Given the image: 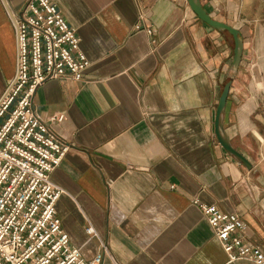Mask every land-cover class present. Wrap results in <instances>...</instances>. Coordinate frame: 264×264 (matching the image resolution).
<instances>
[{
  "label": "crops",
  "instance_id": "obj_1",
  "mask_svg": "<svg viewBox=\"0 0 264 264\" xmlns=\"http://www.w3.org/2000/svg\"><path fill=\"white\" fill-rule=\"evenodd\" d=\"M26 1L0 0V96L16 64L10 15ZM50 1L89 61L79 80H47L32 97L41 119L64 115L50 127L69 148L50 180L62 190L55 212L69 244L90 259L103 243L100 264H252L228 261L193 200L237 213L264 252L260 175L228 155L213 132L228 78L222 125L235 149L229 130L247 132L244 119L257 109L245 71L264 76L262 2L199 0L240 32L232 72L231 36L198 19L187 0Z\"/></svg>",
  "mask_w": 264,
  "mask_h": 264
},
{
  "label": "built area",
  "instance_id": "obj_2",
  "mask_svg": "<svg viewBox=\"0 0 264 264\" xmlns=\"http://www.w3.org/2000/svg\"><path fill=\"white\" fill-rule=\"evenodd\" d=\"M16 38L14 75L0 96V264H100L106 254L90 259L71 246L61 229L55 203L62 190L50 180L69 146L51 129L62 113L41 119L32 97L51 79L79 80L89 61L80 40L50 0H27L10 15ZM138 28V25H135ZM150 34L151 29L145 28ZM197 205L228 261L264 264L262 248L248 240L235 212L215 204ZM86 233L94 235L92 226Z\"/></svg>",
  "mask_w": 264,
  "mask_h": 264
},
{
  "label": "rangeland",
  "instance_id": "obj_3",
  "mask_svg": "<svg viewBox=\"0 0 264 264\" xmlns=\"http://www.w3.org/2000/svg\"><path fill=\"white\" fill-rule=\"evenodd\" d=\"M260 1L263 4L264 10V1ZM246 68L248 69L245 71V74H247L248 81L250 82L248 87L251 91L258 92V99L252 100V105H256L257 103V109L253 114L244 119L245 129L248 128L247 132L237 133L233 136L234 131L230 129L229 133L232 136L231 141L236 146V149L245 155L254 165V175H260V182L263 188L262 205L264 207V76L257 69L258 73L254 71L255 73H251L252 77H249L248 71H250V67ZM240 102L237 104L239 105Z\"/></svg>",
  "mask_w": 264,
  "mask_h": 264
},
{
  "label": "water",
  "instance_id": "obj_4",
  "mask_svg": "<svg viewBox=\"0 0 264 264\" xmlns=\"http://www.w3.org/2000/svg\"><path fill=\"white\" fill-rule=\"evenodd\" d=\"M264 1V0H262ZM190 9L194 12L196 17L208 26L216 29L220 32H227L232 38V61L231 70L236 71L241 55H242V38L238 29L218 20L211 18L203 9L199 0H187ZM231 80L228 78L222 86L221 93L218 98V102L215 109L214 121H213V132L217 142L224 149V151L232 156L237 162L242 164L247 170L255 171L253 164L247 159L245 155L235 149L229 141L226 132L222 125V113L225 108Z\"/></svg>",
  "mask_w": 264,
  "mask_h": 264
}]
</instances>
